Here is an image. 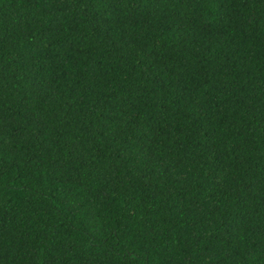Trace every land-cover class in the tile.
Returning a JSON list of instances; mask_svg holds the SVG:
<instances>
[{
  "label": "trees",
  "instance_id": "trees-1",
  "mask_svg": "<svg viewBox=\"0 0 264 264\" xmlns=\"http://www.w3.org/2000/svg\"><path fill=\"white\" fill-rule=\"evenodd\" d=\"M0 264H264V0H0Z\"/></svg>",
  "mask_w": 264,
  "mask_h": 264
}]
</instances>
